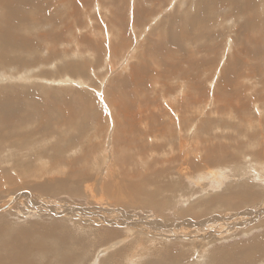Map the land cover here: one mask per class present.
Masks as SVG:
<instances>
[{
    "label": "rangeland",
    "instance_id": "obj_1",
    "mask_svg": "<svg viewBox=\"0 0 264 264\" xmlns=\"http://www.w3.org/2000/svg\"><path fill=\"white\" fill-rule=\"evenodd\" d=\"M225 1L14 0L8 4L7 0H0V29L5 39L0 40V51L6 57L0 59V70L30 75V79L0 83V135L40 137V141L31 140L37 149L31 152L39 153L43 150L38 146L51 143L56 144L55 153L60 154L48 159L38 156L33 168L19 164L17 172L11 170L15 163L12 158L11 163L5 161L6 165H0V205L13 198L5 197L4 192L13 185L12 181L22 184L34 179L39 168L47 163L65 172L47 177L72 178L70 182L81 188L87 184L85 192L81 188L78 192L67 190L65 184L60 188L61 194L58 189H21L31 191L35 204L50 197L52 204H59L58 209L56 215L34 212L21 215L17 221L18 217H11L5 208H0V243L9 233L38 225L37 229L32 228L31 241L26 242L24 250L17 251L11 245L4 248L2 244L0 256L17 255L15 264H26L25 258L34 264H63L59 259L70 255L68 264H92L104 248L109 250L101 252V264H188L185 256L189 246L158 238L164 236L165 228H177L180 238L186 241H192V233L187 234L191 230L211 229L210 234L220 236L210 246L211 253L216 255L233 248L231 252L238 256L250 240L259 238L255 243L264 262V218L259 219L264 212L248 224V228L258 225L253 232L246 231L243 224L249 221L243 212L253 209L259 213L264 205L251 207L244 203L242 198L247 192L238 194L242 188L236 190L234 197L230 193L241 178L233 172L240 171V165L245 163L243 156L253 152L264 155V0ZM9 142L0 141L1 154L7 153ZM65 148L69 149L64 152ZM31 156L19 160L26 163ZM202 156H206V167L196 164L204 160ZM98 168L105 178L104 184L112 185L111 191L117 197L121 188L126 196L123 200L137 202V207L128 206L130 209L125 210L131 220L138 219L137 225L112 226L104 222L90 230L88 224L76 222L81 229L73 222L80 218L76 216L77 208L92 211L98 207L101 209L94 208L98 212L109 211L113 218H122V199L108 197L110 191L98 192L95 180H83L81 184L73 180ZM180 168L193 176L200 172L204 179L196 182L197 178H177ZM259 178L264 180V175ZM259 178L254 176L255 182H244L247 187L255 183V197L252 190L248 192L251 201L259 200V191L264 189ZM147 191L162 192L165 199L160 194V202L164 204L170 199L173 205H181L180 196L192 194V203H184L182 208L191 226L170 228L166 220L165 228L157 229L152 225L159 220L155 218L156 210L143 205ZM236 199L242 202L239 209L233 207ZM231 200L234 202L227 208ZM30 201L31 198L22 196L9 205H16L17 212L33 211ZM70 208L76 210L71 212ZM66 217H71V221ZM53 225L60 227L55 237L65 238L68 246L60 247L43 235L42 229L46 231ZM150 240L165 245L149 244ZM115 242L119 243L107 248ZM196 243H189L194 264H219L209 261L211 254L202 257V247ZM114 252V256H108ZM138 254L146 256L136 259ZM258 262L255 257L248 264Z\"/></svg>",
    "mask_w": 264,
    "mask_h": 264
},
{
    "label": "bare ground",
    "instance_id": "obj_2",
    "mask_svg": "<svg viewBox=\"0 0 264 264\" xmlns=\"http://www.w3.org/2000/svg\"><path fill=\"white\" fill-rule=\"evenodd\" d=\"M8 1V4H10V3H13L14 2V0H7ZM36 1H38L39 2V0H36ZM174 1V0H173ZM179 1V0H178ZM181 1V0H180ZM225 1V0H224ZM35 1H33V2H29V3H34ZM226 2V1H225ZM28 3V2H27ZM28 3V4H29ZM249 3V2H248ZM37 4V3H36ZM56 4V6H57V4H58V2H56L55 3ZM246 4V3H245ZM73 16V15H72ZM194 21V20H193ZM155 25H156V23H155ZM191 27V26H190ZM3 35H4V31L2 30V29H0V40H5L4 39V37H3ZM173 36H176V35H173ZM179 38H182L181 36L179 37ZM177 39V41H179L180 39ZM173 39V38H172ZM174 39H176V37L174 38ZM173 39V40H174ZM184 39V38H183ZM186 39V38H185ZM171 40V39H170ZM175 41V40H174ZM182 41V40H181ZM188 41V40H187ZM3 58H6L4 55H2V52L0 51V59H3ZM201 60V59H200ZM199 61V60H198ZM147 63V62H146ZM161 68V67H160ZM162 69V68H161ZM164 71H165V69H164ZM161 73L162 72H160L159 74L161 75ZM164 74V73H163ZM154 77H156L157 78V76L155 75ZM158 77H159V75H158ZM26 78H28V79H30V75H24V74H14V71H8V72H6L5 70H3V69H1L0 70V83L1 82H4V81H19V80H23V79H26ZM160 78H161V76H160ZM69 80V79H68ZM42 81V80H41ZM73 81V80H72ZM63 81H60V83H62ZM75 82V81H74ZM80 83H82V82H80ZM87 83V82H86ZM65 84V83H64ZM164 86V85H163ZM5 87V86H4ZM196 87V86H195ZM122 88H123V86H122ZM183 92H185V91H183ZM183 92H182V94H183ZM179 94H180V92H179ZM176 98H177V96H176ZM179 98V97H178ZM177 98V99H178ZM174 99V98H173ZM175 100V99H174ZM171 111H172V109H171ZM177 114V113H176ZM231 116V115H230ZM168 119V118H167ZM228 122V121H227ZM231 127V126H230ZM226 128V127H225ZM259 131H261V130H259ZM144 132V131H143ZM262 132V131H261ZM221 133V132H220ZM217 134V133H216ZM222 134V133H221ZM218 135V134H217ZM223 135V134H222ZM221 135V136H222ZM263 135V134H262ZM261 134L259 135L260 137L262 136ZM155 137V136H154ZM33 138H35L37 141H40V137H38V138H36V137H34V136H30L29 134H24V135H21V137L20 136H14V137H4V136H2V135H0V141H10L9 143H6V146H7V153L6 154H1L0 153V155H1V158H2V160L0 159V165L2 166V165H6L7 164V162H5V161H9L8 163H11V161H12V159H14L15 161V163L13 164V167H12V169L11 170H15L16 172H17V166L19 165V164H21L22 166H31L32 168L34 167V162H35V160L37 159V157L38 156H40L39 158L40 159H45V158H53V157H59V153H55L56 152V144L55 145H52L51 143H48L47 145H45V146H38L37 148L38 149H42L43 151H41V152H31V151H35V150H37L36 149V146L35 145H33L32 144V142H31V140L33 139ZM264 138V137H263ZM263 138H262V140H263ZM191 141V140H190ZM192 142V141H191ZM260 142H261V140H260ZM212 143V142H211ZM214 143V142H213ZM191 144V143H190ZM156 145H158V144H156ZM161 146V145H160ZM179 146H181V145H179ZM194 146V145H193ZM157 148H158V146H156ZM181 147H183V146H181ZM28 148V150L27 151H24L25 149H27ZM58 148V147H57ZM165 148V147H164ZM13 149H17L18 150V152L17 151H15V150H13ZM69 148H65L64 149V152H66L67 150H68ZM155 149V148H154ZM20 150H23L22 152H20ZM157 150H159V149H157ZM161 150H163V149H161ZM257 151V150H256ZM64 152H63V155H65L64 154ZM70 152V151H69ZM20 153V154H19ZM74 153V152H73ZM33 154V155H32ZM17 155H19V156H17ZM32 155V156H31ZM30 157L31 156V159H29L26 163H23V162H20V160H19V158L20 157H25V159H26V157ZM43 156H48V157H43ZM14 157V158H13ZM33 157H36V158H33ZM108 157H110V152H109V156ZM234 157H236V156H234ZM12 158V159H11ZM201 158H203L202 160L203 161H201L200 163H196L198 166H203V167H206V161H205V159H206V156H202ZM9 159V160H8ZM236 159V158H235ZM16 160H18V161H16ZM198 160V159H197ZM201 160V159H200ZM250 160L251 161H253V160H256V161H254V162H251L250 163ZM260 160H262V161H264V155H259V154H257V152H253V153H250V155H248V156H243V160L242 161H244L245 163H243L242 165H240V168L241 169H243V170H241L240 169V171H234L233 173L234 174H236L237 176H240L241 178H238V180H239V182H238V184L235 186V189H233V191L232 192H230L231 193V195L234 197L235 195H237V193H236V190L237 189H239V188H242L244 191H241V190H239L238 191V194H243V192H247L246 194V196H242L243 198L242 199H244L245 201H244V203H246V204H250L251 205V207H253V206H260V205H264V186L262 185V184H260V186H261V189H263V190H260L259 191V196H260V199L259 200H253V201H251V196H250V194L248 193L249 191H251L252 190V193H253V196L255 197V194L254 193H256L257 194V192H255V183L253 184L254 186H249V187H247L248 185L247 184H245L244 182L245 181H248L249 182V180L251 179V181H253V178H254V176H255V178H259V176H262V175H264V162H260ZM37 161V160H36ZM40 161H42V160H40ZM144 161V160H143ZM235 161H237L236 163H239V160H235ZM225 162V161H224ZM223 162V163H224ZM81 163V162H80ZM202 163V164H201ZM234 164H235V162H233ZM68 165V164H67ZM236 165V164H235ZM61 166V165H60ZM146 166V165H145ZM225 166H227V164H225ZM229 166V165H228ZM227 166V167H228ZM53 165L50 163V164H45V166L44 167H42V168H39V172H37L36 173V176H34V179H32V180H27V181H23L22 182V184H20L19 182H14V181H12V184L13 185H11L10 187H8V188H6V190L4 191L5 193H6V195H5V197L6 196H9V195H12L13 196V198H9V199H7V202L4 204V205H0V208H2L3 207V209L5 208V210L6 211H8L9 212V214L11 215V217H18L17 218V221H20L21 220V215H25L26 214V216L29 214V216H30V214L31 213H34V212H43V213H45V212H47V213H50L51 214V216L54 214V215H56V209H58V207H57V205H59L58 203H56V204H52L53 202V200L52 199H48V198H50V197H48V196H45L46 198H47V200H45L44 198V200L45 201H40V202H36V204L34 203V200H33V195H32V193H31V191H29V190H27L28 192H21L20 190L21 189H24V187L25 188H29V189H32V190H36V191H38V192H43V191H45V190H49V189H58V193L59 194H61L62 193V191L60 190V188L63 186V185H65L66 184V189L67 190H71V191H76V192H78V190H80V186L79 187H76L72 182H70V179H71V181H72V178H70L69 180H68V178H65V177H59V178H57V179H53V178H51V176H50V178L49 177H47V176H49V174H55V173H65V172H63V171H59L60 169H53ZM69 167V166H68ZM182 167H184V166H182ZM220 167H222V165H220L219 164V168ZM230 167V166H229ZM185 168V167H184ZM223 168V167H222ZM9 169V168H8ZM65 169V168H64ZM198 169H200V167L198 168ZM232 169H234V168H232ZM132 170V169H131ZM223 170V169H222ZM224 170H226V169H224ZM10 171V170H9ZM66 171V170H65ZM186 171H187V169H186ZM183 168H180L179 170H178V175L179 176H177V178H182L183 180L187 177V178H191V179H193V178H197L196 179V182H199V178H203L204 179V177H201L202 175H201V173L200 172H198L197 174H194V176L193 175H190L189 173H187ZM190 171V170H189ZM233 171V170H232ZM28 172V171H27ZM27 172H21V174L22 175H25ZM84 172V171H83ZM212 173V172H211ZM220 173H222V172H220ZM47 174V175H46ZM213 174V173H212ZM223 174V173H222ZM244 174V175H243ZM46 175V176H45ZM59 175H61V174H59ZM176 175V174H175ZM174 175V176H175ZM254 175V176H253ZM56 176V175H55ZM215 176V175H214ZM2 177V176H1ZM124 177V176H123ZM176 177V176H175ZM217 177V176H216ZM243 177H245V178H243ZM215 178V177H214ZM262 178V177H261ZM38 179H42L41 181H37ZM74 179H77L78 180V183H82L83 182V180H86V181H91V180H95L96 181V184L94 185V187H95V189L99 192V191H110L108 194H109V196L108 197H111L112 199H114L115 197V199H120L119 201H121V199L123 198V197H126V196H124V193H123V190L121 189V188H119V194H120V196H118L117 197V194H115V192H113V191H111V190H113V187H112V185H105L104 184V182H105V178H104V176H103V173L101 172V169L100 168H98L97 170H90V171H85L84 173H82V174H79V175H77V176H75L74 178H73V180ZM122 178H120V180H121ZM124 179V178H123ZM217 179V178H216ZM241 179H243V180H241ZM151 180V179H150ZM94 181V182H95ZM122 181V180H121ZM220 181V180H219ZM260 181H263V183H264V180L263 179H260L259 178V182ZM92 182V181H91ZM93 182V183H94ZM119 182V181H118ZM127 182V181H126ZM215 182V181H214ZM253 182H255V181H253ZM258 182V181H257ZM258 182V183H259ZM210 183V182H209ZM216 183V182H215ZM252 183V182H251ZM250 183V184H251ZM68 184H70L69 185V187H67L68 186ZM195 184V183H194ZM231 184V183H230ZM87 185V184H86ZM86 185H84V188H81V189H84V192L86 191ZM92 185V184H91ZM120 185V184H119ZM118 185V186H119ZM126 185V184H125ZM128 185V184H127ZM131 185V184H130ZM215 185V184H214ZM219 185V184H218ZM232 185V184H231ZM231 185L229 186L230 188H231ZM86 186V187H85ZM90 186V185H89ZM121 186V185H120ZM114 187H116L117 188V186H114ZM169 187V186H168ZM218 187V186H217ZM229 188V189H230ZM163 189V188H162ZM229 189H227V190H225V191H227V193H229ZM232 189V188H231ZM92 190V189H91ZM135 190H138L137 192H139L140 190H139V188L138 187H136L135 188ZM167 190V189H166ZM172 190H174V189H172ZM195 190V189H194ZM144 191V190H143ZM170 191V190H169ZM231 191V190H230ZM90 192V191H89ZM95 192V191H94ZM172 192V191H171ZM18 193V194H17ZM87 193V192H86ZM162 192H158V191H154V192H148L147 191V193H145V194H147V197H145L146 199H145V201L143 202V205L145 204V206H146V208H148V209H151L152 208V211H154V209L156 210V212H157V216L155 217V215H154V217L155 218H159V220H156L155 222H153V220L151 221V222H153L152 223V225H156V227H157V229L158 228H160V227H163V229L165 228V223H166V220H169L167 223H168V226H170V228L173 226H191V224H189V223H187V222H190L186 217H187V213L185 214V215H183V211H182V208H183V206H184V203H187V205L189 204V203H192V194L190 195H186V196H180V198H181V200H180V203H181V205H179L178 203H176L177 205H175L176 206V208L177 209H175V206L173 205V203H171L168 199V201L167 202H164V204H162V202H160V200H159V197L162 195L161 194ZM223 193H225V192H223ZM96 194H97V192H96ZM95 194V195H96ZM161 194V195H160ZM172 194V193H171ZM15 195H17L15 198H14V196ZM90 195H92V194H90ZM138 195V197H140L139 196V193L137 194ZM181 195V194H180ZM22 196H24L25 198H27V197H29V198H31V201H30V207L29 208H34V210L33 211H29V209H28V211H23V210H20V212H17L15 209L16 208H18V207H16V205H14L13 206V204L11 203V206L9 205L10 204V202H12L13 200H15V203H16V200H18V199H20V198H22ZM97 196V195H96ZM103 197H104V193H103V195H102ZM101 196V197H102ZM122 196V197H121ZM227 196H228V194H227ZM128 197V196H127ZM135 197H137L136 195H135ZM142 197V196H141ZM162 197V199H165V198H163V195L161 196ZM175 198V197H174ZM179 198V199H180ZM1 199V198H0ZM5 199V198H4ZM53 199H57V198H53ZM102 199V198H101ZM161 199V198H160ZM140 200V199H139ZM138 200V201H139ZM174 200V199H173ZM177 200V199H176ZM118 201V202H119ZM141 201V200H140ZM162 201V200H161ZM111 202V201H110ZM113 202V201H112ZM117 202V203H118ZM177 202V201H176ZM194 202V201H193ZM198 202V201H197ZM234 201H230V203L228 204V206H227V208L228 207H231V203H233ZM91 203V202H90ZM114 203V202H113ZM113 203H111V204H113ZM123 206H121V211L120 212H122V214H121V219H119V220H117V219H115V218H113V214H111V213H108L107 211L104 213V211L103 210H109V208L108 207H106L105 209L103 208V212H98V210L99 209H101V208H98V207H94V208H96V209H98V210H96V209H92V211H89V209H85V211L84 210H82V209H79V208H77V210H79V212L77 213V215L76 216H80V218L79 219H77L76 221H73L77 226L79 225V224H77L76 222H80V223H82V224H88V225H90V230H91V226H94V228L93 229H97V227H98V225L100 224V223H104V222H106V224L107 223H111L112 224V226H118L119 224H121L122 223V226H134V225H137V220L138 219H134V218H132L133 220H135V224L133 223L134 221L133 220H131V218H130V216H128V215H126V212H125V210L126 209H128V206L129 207H131V206H136L137 207V202L135 201V200H133V199H130V200H128V198H127V201L126 200H123L122 199V201L120 202ZM195 203V202H194ZM241 203L242 202H240L239 201V199L237 200L236 199V202H235V204L233 205V207L234 208H236V207H238V209H239V207H241L242 205H241ZM102 204V203H101ZM115 204V203H114ZM129 204H131V205H129ZM36 205L38 206L37 208H36ZM109 205V204H108ZM96 206V205H95ZM110 206V205H109ZM144 206V207H145ZM174 206V207H173ZM22 207V206H21ZM28 207V206H27ZM64 207V206H63ZM112 207V206H111ZM115 207V206H114ZM120 207V206H119ZM138 207H140L141 209H142V207L141 206H138ZM26 208V207H25ZM60 208H62V207H60ZM145 208V209H146ZM173 208V213H171V209ZM19 209V208H18ZM116 209V208H115ZM119 209V208H118ZM118 209H116V210H118ZM130 209V208H129ZM128 209V210H129ZM137 209H139V208H137ZM71 212H73V211H75L76 210V208H70L69 209ZM82 210V211H81ZM112 210V209H111ZM120 210V209H119ZM113 211V210H112ZM138 211H140V209L138 210ZM151 211V210H150ZM166 211H168L169 212V214L168 215H166L165 214V212ZM261 211V210H260ZM63 212V211H62ZM61 212V213H62ZM119 212V213H120ZM264 212V210L262 211V212H259L258 213V211L256 210V211H254L253 209H249V211H247L246 213L245 212H243L244 214H245V216L247 215L249 218H248V222L247 223H243V221H242V223L245 225V227H244V229L245 228H248L247 226H248V224L249 223H254L256 220H257V217H258V215H260V214H262ZM24 213V214H23ZM61 213H59V214H61ZM138 213V212H137ZM147 213V212H146ZM117 214V213H116ZM115 214V215H116ZM129 214V213H128ZM264 214V213H263ZM48 215V214H47ZM35 216H36V214H35ZM37 216H39L38 214H37ZM112 216V217H111ZM119 216V215H118ZM167 216H170V217H172V218H168ZM239 216V215H238ZM120 217V216H119ZM197 217H199V216H197ZM3 218V217H2ZM28 218V217H27ZM162 218H163V220H162ZM240 218V216L238 217V219ZM245 218V217H244ZM264 218V216H261L259 219H263ZM32 219V218H31ZM151 219H153V218H151ZM65 220H69V221H71V217H66V219ZM239 220H241V219H239ZM246 220V219H245ZM29 221H30V219H29ZM120 223H119V222ZM133 221V222H132ZM150 222V221H149ZM180 222V223H179ZM144 223V222H143ZM208 223H209V220H208ZM207 223V224H208ZM21 224V223H20ZM206 224V223H205ZM144 225V224H143ZM142 225V226H143ZM147 225V224H146ZM199 225H201V224H199ZM243 225V226H244ZM18 226V225H17ZM37 226L38 225H36V224H31L29 227L30 228H22V229H19L20 227H17V229H19V231H15V232H12V233H9L7 236H5V237H3L2 238V243H0V247H2L1 245L3 244V247L5 248V246H8V245H11V246H15L16 248H17V251H21V250H24V247H25V244H26V242L28 241V240H30V236L33 234V231L35 230V229H37ZM106 226V225H105ZM249 226H250V224H249ZM256 226H258L257 224L254 226V227H249L246 231H249V230H252L251 232H253L254 231V229H255V227ZM79 228H81V229H83L82 228V226H78ZM204 227V226H203ZM224 227V226H223ZM32 228H34V230L32 229ZM58 228H60L58 225H53V226H51V227H48L47 228V230L46 231H44V228L42 229L43 230V232L45 233V234H43V235H45L46 237H48V239L49 238H51V239H53L54 241H56V245H60V247H62L63 245L66 247V246H68V243H69V241H66L65 240V238H62V239H57L55 236H57L58 235V233H57V231H56V229H58ZM79 228H77V229H79ZM99 228V227H98ZM135 228V227H134ZM144 228V227H143ZM258 228V227H257ZM12 230L14 231L15 230V226L14 227H12ZM123 230V229H122ZM165 230V234L166 233H169L170 234V236H175V237H170V236H166L164 233V236H162V237H158V238H162V240H166V242H168V241H170V242H173V243H170V244H181V245H185V246H189V251L191 250V246H190V244L189 243H191L192 241L193 242H198V243H196L197 245H198V247H202L201 249H202V251H201V254H202V257H206L207 258V256L208 255H210L211 254V259L209 260L210 262H211V260H214V261H217L219 264H248L249 262H252V259L253 258H258L259 259V262H258V264H264V262L263 261H261V249L259 248V246H258V244L257 243H255V241L256 240H258L259 238H256V240H250V243L248 244V245H245L244 247H242V251H241V253L238 255V256H235L234 254L236 253H233V252H231L232 251V249L233 248H229V250H227L226 251V253H223V252H221V255H216V254H218V253H216V252H214V253H211V245H212V243L214 242V241H216V240H218V238H220V236H216L215 234H210V231H211V229H210V231H206V230H201V231H199V230H191V231H189L187 234H191V236H190V239L192 240V241H186V239H182V238H180V233H179V231H178V229L176 228V229H171V230H168L167 228H165L164 229ZM187 230V229H186ZM21 231V232H20ZM133 231V230H132ZM199 232H201V235H200V233ZM134 233V232H133ZM154 233V232H153ZM182 233V232H181ZM233 233V232H232ZM4 234H6V233H4ZM140 234V233H139ZM186 234V233H185ZM221 234V233H220ZM219 234V235H220ZM227 234V233H226ZM237 234V233H236ZM245 234H250V232H248V233H245ZM2 234H0V236H1ZM137 237H138V235H137ZM221 237H223V236H221ZM12 238H14V240L12 239ZM149 238V237H148ZM189 238V237H188ZM213 238H215L212 242H210V241H208V240H212ZM261 238H264V236L263 237H261ZM6 239H9L10 240V243H8L9 242V240H6ZM134 239V238H133ZM12 240V241H11ZM203 240H206V241H203ZM31 241V240H30ZM78 241V240H77ZM133 241V240H132ZM73 242H75V241H73ZM121 242H122V240H121ZM109 243V242H108ZM117 243H119V242H115V243H111V244H109L108 246H107V248L109 247L110 249L115 245V244H117ZM149 244H153V245H158V244H156V243H159V245H165V244H163V243H161L160 241H157V240H150L149 242H148ZM75 244V243H74ZM195 244V245H196ZM201 244V245H200ZM5 245V246H4ZM39 245V244H38ZM76 245V244H75ZM128 245H132V244H128ZM176 245H174V246H176ZM77 246V245H76ZM116 246V245H115ZM127 246V245H126ZM79 247V246H78ZM182 247V246H181ZM193 247H194V250L196 251V252H198L199 253V251L198 250H196V246H194L193 245ZM56 248V247H55ZM141 248L143 249V248H145V245L144 244H142L141 245ZM184 248V247H183ZM237 248V247H236ZM7 249V248H6ZM57 249V248H56ZM81 249H83V248H81ZM84 249H85V247H84ZM177 249V248H176ZM179 249V248H178ZM187 249H188V247H187ZM186 249V250H187ZM107 250H109V249H104L103 248V250H101V252H106ZM83 251V250H82ZM129 251V250H128ZM179 251V250H178ZM189 251L187 252V255L185 256L186 258H188V264L190 263H192V264H194V262L191 260V256L189 255ZM80 252H81V250H80ZM101 252H100V254H99V257H96L95 259H94V261H93V263L92 264H101L103 261H104V259L101 261ZM136 252V251H135ZM175 252V251H174ZM74 253V252H73ZM115 253L116 252H114V253H110L108 256H114L115 255ZM50 254V253H49ZM175 254V253H174ZM173 254V255H174ZM177 254V253H176ZM175 254V255H176ZM76 254L74 253V256H75ZM141 254H138L137 256H136V259H138L139 257V259L141 260L144 256H146L145 254H142L141 256H140ZM214 255V256H213ZM50 256H52L51 254H50ZM53 256H54V254H53ZM172 256V255H171ZM17 257V255L16 256H14V257H12V256H0V264H15V263H13V261H15V258ZM60 257V256H59ZM71 257L72 256H70L69 255V257H67L66 255H64L63 257H61L59 260H60V262H62L63 264H68V262H70V260H71ZM114 258V257H113ZM134 258V257H133ZM112 259V258H111ZM131 259V258H130ZM183 259V258H182ZM25 261H27V263L26 264H34L29 258H25L24 259ZM59 260H57L56 262H58ZM77 260V259H76ZM162 260V259H161ZM164 260V259H163ZM186 261H187V259H185ZM129 261H131V260H129ZM183 262V261H182ZM105 263V262H104ZM134 262H132V264H133ZM184 263H186V262H184ZM200 262H198L197 264H199ZM22 264V263H21ZM187 264V263H186Z\"/></svg>",
    "mask_w": 264,
    "mask_h": 264
}]
</instances>
